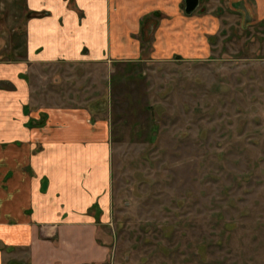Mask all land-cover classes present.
<instances>
[{
  "label": "rangeland",
  "instance_id": "374dc122",
  "mask_svg": "<svg viewBox=\"0 0 264 264\" xmlns=\"http://www.w3.org/2000/svg\"><path fill=\"white\" fill-rule=\"evenodd\" d=\"M33 15L0 0V65L29 63L35 112L90 102L109 121L104 264H264V23L202 0L193 15L221 21L210 57L45 64L25 61ZM0 250L29 264L25 249Z\"/></svg>",
  "mask_w": 264,
  "mask_h": 264
},
{
  "label": "crops",
  "instance_id": "0c3cea01",
  "mask_svg": "<svg viewBox=\"0 0 264 264\" xmlns=\"http://www.w3.org/2000/svg\"><path fill=\"white\" fill-rule=\"evenodd\" d=\"M211 1L225 3L243 25L264 23V0ZM25 6L36 13L25 23V61L45 64L207 58L221 27L213 15H187L185 0ZM28 64L0 65V81L10 87L0 89V246L27 250L29 264H104L111 254L100 242L112 217L109 121L90 102L35 112L23 76Z\"/></svg>",
  "mask_w": 264,
  "mask_h": 264
},
{
  "label": "water",
  "instance_id": "95a60500",
  "mask_svg": "<svg viewBox=\"0 0 264 264\" xmlns=\"http://www.w3.org/2000/svg\"><path fill=\"white\" fill-rule=\"evenodd\" d=\"M200 0H185V13L193 14L199 7Z\"/></svg>",
  "mask_w": 264,
  "mask_h": 264
}]
</instances>
